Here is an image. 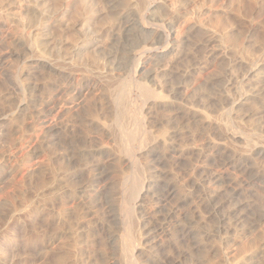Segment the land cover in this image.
<instances>
[{"label": "bare ground", "instance_id": "6f19581e", "mask_svg": "<svg viewBox=\"0 0 264 264\" xmlns=\"http://www.w3.org/2000/svg\"><path fill=\"white\" fill-rule=\"evenodd\" d=\"M75 1L84 14L82 25L87 30L79 46L67 40L64 44L61 37L65 35L60 34L74 28L66 16L72 13ZM215 1L205 5L206 14L215 20L207 22L213 26L209 29L200 16L194 17L192 24L178 23V13L172 14L176 20L171 16L158 23L154 15L168 8V0H151V6L149 0H24L23 6H18L17 0H0V49L10 48L0 56V61L4 58L0 75L19 89L10 113L1 105L0 138L5 136L9 123L21 116L14 147L18 154L10 160L15 152H2L0 176L21 174L23 194L17 217L22 229L23 264H220V256L229 258V243L220 235L228 227L233 210L229 196L253 190L258 184L261 194H257L264 209V142L248 145L244 141L238 150L237 131L228 124V117L222 121L219 118L223 116H213L204 106L182 105L173 96L176 86L168 89L163 79L174 73L184 78L198 70L201 75L211 76L214 68H209L225 58L228 42L241 47L242 52L257 47L244 74L250 88L241 100L242 105L252 106L245 115L263 113L264 35L255 38L258 33L254 37L248 31L245 35L246 29L235 33L238 26L232 23L225 2ZM249 2L257 5L258 12L264 6L260 0ZM186 12L182 15H189ZM98 17L104 19L103 26L95 23ZM256 17L251 16L249 23L254 25ZM16 18L18 23L10 25ZM104 30L105 38L98 39ZM199 30L205 39L201 46L207 49L211 64L179 71L176 66L182 60V50L192 33ZM139 36L149 42H145L139 56L133 54L131 68L123 77L113 74L118 68L112 62L115 57H111L112 75L104 76L90 73L81 61L79 64V55L75 56L77 63L73 55L65 59L61 54L71 48L69 53L73 54L77 47V52L82 49L83 56L95 59L96 55L92 56L102 53L108 44L122 37ZM21 55V65L11 66L10 58L19 59ZM165 59L169 65L166 69ZM9 97L1 91L0 102ZM87 97H92L90 108L85 107ZM171 114L180 116L187 125L201 127L199 135L196 131L197 135L187 138L188 143L178 141L181 127L178 130L177 125L170 126L175 123ZM94 133L104 138L97 136L98 141ZM244 144L251 147L246 145L245 149ZM163 159L181 165L189 162L190 167L183 177L171 175L162 180L157 166ZM114 173L118 197L113 204V196V200H107L112 189L107 178ZM102 205L104 209L98 211ZM260 214L264 219V211ZM108 222L116 223L113 231ZM98 230L99 236L95 233Z\"/></svg>", "mask_w": 264, "mask_h": 264}, {"label": "rangeland", "instance_id": "374dc122", "mask_svg": "<svg viewBox=\"0 0 264 264\" xmlns=\"http://www.w3.org/2000/svg\"><path fill=\"white\" fill-rule=\"evenodd\" d=\"M17 1L19 2L17 4L18 6H19V4L22 6L24 5V0H17ZM168 1L170 2V3L168 2L170 4L168 6V8L163 7L162 9H164V10L161 9L159 11L160 13L157 12V13H155L156 15H154V18L156 19V21H158V23L159 22L161 23L162 20L167 21L168 19H170L171 16H173L175 18L177 16V13H178L177 18H179V21L177 20L178 23L179 22H184V23L186 22L187 24H192L194 21H196L195 18L198 19L200 17H201V19L204 17L205 24H208L207 22L210 20L212 22H209V23H213L215 21L211 17H208V15L206 14L207 13V9H206L207 7L206 6H209L210 3H213V2H211V0H208L209 2L207 0H195V1L194 0H190V1L189 0H184V1L182 0L181 3L175 1V4L173 3L174 2L173 0H168ZM205 1H207V2L205 3ZM237 1H239V0H222V2H221V0L220 1L217 0V2L215 1V3L218 4V2H220V3L224 4V2H225L224 5H226V7H228V9H229L228 10L229 17L231 19L233 18L232 20H234L232 23L236 22L237 24H235V23L234 24L238 26V28H235V30H234L235 33H237L236 31H242V33H243L244 30L246 29L243 34H245V33L247 34V31H248V32H252L254 37L258 33V36H256L255 38L259 37V35H260V37H262L264 35V32H263L264 27H262V26H264L263 25L264 24V21H263L264 20V12H263L264 0H260L261 4L263 6L261 8V11H259L261 14L257 10V7H256L257 5H252V2L247 3L248 0H245V1L238 3ZM149 2H150V6L154 5V3L151 2V0H149ZM183 2L185 5L182 4ZM241 3H243L242 5H244V7L242 5H240ZM183 5L185 7L187 6L186 8H188V9H186ZM72 6H74L72 11H71L72 13L70 14V16L67 15L66 17L67 18L69 17V21L72 23L74 28H72V29L68 28L70 31L65 30L64 33L60 32V34L61 35L63 34L66 36L65 37L62 35L63 37H61V38L65 39V40L62 39L64 41V42L62 41L64 44H65V41L67 40L66 42H68V44H71L74 46V44L77 43V45L79 46V45H82L83 39L85 40V37L83 36V35H85V31H86L85 36L87 37V30H85V25L84 26L82 25V22L84 21L83 20L84 14L81 11V7L78 4V1L77 2L75 1ZM232 6H234V7H232ZM10 7H12V5ZM241 7L244 8L243 11H242ZM252 7H254V8H252ZM184 8L186 9V11H188V13L184 10ZM238 8L240 10H238ZM176 9H178V11ZM172 10H176V11L171 12ZM230 10L232 11L231 14H230ZM180 11H182V12L180 13ZM183 11L186 12L185 14H189V15H187V16L182 15ZM189 11L192 13L190 14ZM238 11L239 12L241 11L240 14L242 15V16H238L239 18L237 17V15H240L239 13H237ZM252 11L254 14L251 13ZM255 11H257L258 13H256ZM234 12H236V13H234ZM132 13L134 14V12H132ZM74 14H75V16H74ZM172 14H176V16L172 15ZM255 14H257V15H255ZM181 15H182V17H181ZM253 15L255 17L258 15L261 16L260 19H257V17L255 18V24L254 25L250 24L251 23V16H253ZM196 16H198V17H196ZM173 17H171V18H173ZM246 17L249 18L247 22H246V20H247ZM243 19L244 20L246 19V20L244 21ZM17 20H18V18L12 20V22H10L9 24L10 25H11V23L16 24V23H18ZM96 20H98V21H95V23L97 22L96 24L99 23L101 26H103L105 24V23H103L104 19H103V21H102V19L100 21V18L98 17V18H96ZM175 20H176V18H175ZM180 20H182V21H180ZM73 22H74V24H73ZM178 23H177V25H178ZM180 24H182V23H180ZM208 25L209 26L206 25L205 27L206 28L208 27L209 29L213 28V26L211 27L210 24H208ZM246 25H248L247 28H245ZM217 26L220 28L219 25H217ZM82 27L84 28V29H82L84 32L82 30H80ZM147 27H149V26H147ZM239 27H240V29H239ZM243 27H244V29H243ZM236 29H238V30H236ZM247 29H250V30H247ZM78 30H80V31H78ZM81 32L83 33L82 35L79 34ZM56 34H59V32H56ZM201 34H202L201 30L192 33V36L190 37V42H188L187 43L188 45H185V48H183L182 60H180L176 66V68L179 69V71L180 70H193L194 68L204 67V66L207 67L208 64H211L212 60L207 57V51H206L207 49L202 48V46H201L202 45L201 43H204V41H205L203 36L201 37ZM61 35H57V37H60ZM102 37L105 38V30L102 33L101 32L99 33L98 39L99 38H100V40L104 39ZM202 38L204 41H202ZM128 39H126V37H124V38L122 37L117 42H114V43L112 42L111 43L112 45L108 44V46H106L104 48L102 53H100L98 55L94 54L92 56V58H94V56L96 55L95 59H91V57L83 56V53L81 51L82 49L79 50V52H77L78 51L77 47H75L76 50H74V47H73V50H74L73 54H72V52L69 53V51L72 50V48L69 51L66 50V52L61 53V54H62V56H64L65 59H69L68 54H69V56L71 54L74 56V57L72 56L74 60L76 58L75 56L79 55V56H77L79 64L81 61L87 65V67L90 70V73H94V74L95 73H101L104 76L105 75H107V76L112 75L113 72L111 71V68L113 66H111V65H112V62H114L117 64L118 68H117V70L114 71L113 74L115 75V77H119V76L123 77L127 74L128 70L131 68V65H132L131 59H132L133 54L135 56H139L141 54V52L144 51L142 48H143L145 42L146 43L149 42V40H146L141 36L134 37V38H128ZM199 43H200V45H199ZM213 44H215V42ZM227 44L228 45L226 46V48H224V51H225L224 57L225 58L219 59L217 62H215L213 64V66L211 64L209 69H211L212 67L214 68L213 69L214 71H213L211 76L207 77L204 74L201 75L200 70H198V73L195 72L193 75H191V76L189 75V76L184 77V78H182V77L180 78L179 74L177 75V73H174V75L168 76V77L167 76L163 77V79L168 83L167 84L168 89H169L170 85L176 86V89L178 88L177 90L176 89L174 90L173 96L175 95L174 97L177 99V101L182 103V105L190 106L191 104L192 105L194 104L195 106H198V105L199 106L201 105L202 107L204 106V107H206V109L208 108L207 110L212 115L214 114L213 116H217V117H219V116L224 117V115L226 114V116L224 118L221 117L219 119H221L222 121H223V119H225L224 121L229 119L228 120L229 122L228 121L227 122H228V124H231L234 131L238 132V134L236 132V136L238 135L236 138L239 139V141H240L238 143L237 142L235 143V147L238 150H241L240 146L242 147V144L244 141H246L248 145H253V144L259 145L262 142H264V111H263V113L261 111V112L255 113L254 115L252 114L250 116L245 115L246 112L250 111V108H252V106L250 105V107H249L248 106L249 104L248 105H242V102H243L242 100L244 99L246 93L248 92V90L250 88L249 84H247L246 80L244 79V76H245L244 74H245V71H247L251 66V63L249 65V62H251L252 57H253V59L255 58L257 47H255V48H253L254 46L248 47V50L244 51L245 52V54H244V52H242V50H241V47L238 46L236 48V45L234 47V44L231 45L232 43L229 44V42ZM213 46L214 45H210L209 47H213ZM214 49H217V47L214 46ZM159 50H161V48L158 49L157 51H159ZM238 50H239V52H238ZM9 51H10V48H7V47L0 49V56L7 54V52H9ZM249 54L252 56H250ZM4 57H6V56H4ZM80 57L82 59H80ZM111 57H115V59L113 60ZM77 58L75 60L76 62H77ZM88 58H90V59H88ZM3 59L4 58H2V60L0 61L1 67L3 66V63H2ZM10 59H11L12 63L10 62L11 64L10 63L9 64L11 66H16V65L20 66L21 63L23 62L22 55L19 57V59L15 58V57H12ZM14 59H15V61H14ZM111 59H112V62H111ZM167 60L168 59H165L163 62L164 63V66H163L164 69L169 68ZM8 67L9 66H7V68ZM84 72H86V71H84ZM156 79L158 81V80H160V77H156ZM0 90L3 92L6 91L8 97L10 96L6 102H0V108H2V106H4L3 108H4L5 112L10 113L17 103V98H15V95L17 97H19V95H18L19 89H17L16 86L9 84L8 81L4 79V76H1L0 77ZM1 91H0V93H1ZM262 96L264 97V95H262ZM207 97H208V99H207ZM91 99H92V97H89V98L87 97V99H85V107L90 108L91 105H89V104H91V102H92ZM262 99L264 101V98H262ZM262 99L261 100L258 99L257 101L260 103L262 101ZM88 101H90V102H88ZM206 103H207V105H206ZM86 105H88V106H86ZM254 106H255V104H254ZM254 106H253V108H254ZM233 107H234V109H233ZM155 116L158 117V114ZM172 116L175 117L174 114ZM20 117L21 116H18L16 120L14 119L12 121V123L11 122L9 123L7 130H6V133H5V136L3 138H0V155L2 154V152H4V154H11V153L13 154L15 152L13 154L12 158H9L10 160H12L13 157H16L18 154L14 147L17 143V137H19V135H20L19 134L20 133V131H19L20 130V124H21V118ZM176 117L173 121L175 123H171L170 126L171 125L173 126V124H174V125L178 126V130L180 127L183 129L182 130L180 128V130H179L180 132H179V134H177L178 136L176 135L177 138L175 137L177 140L179 137L178 141L183 140L185 142L187 140L186 143H188V139L190 136H193V135L195 136V135H197V133L199 135V132H201L200 131L201 127L198 126L200 128L199 129L196 125H190V124L187 125L186 122H184L183 120H182L183 122L181 121L180 116H176ZM176 119L178 121H176ZM17 125H19V127ZM16 129H18V130H16ZM191 131H192V133H191ZM196 131H198V132L196 133ZM180 133H181V135H180ZM191 134H193V135H191ZM94 135H96V137L98 136L99 138L100 137L104 138L102 136L97 135L96 133H94ZM99 138L97 139L98 141H99ZM103 140H106V139H103ZM109 142L111 143V141H109ZM247 144H244V147H246ZM249 147H251V146H248V148ZM248 148L246 147L245 149H248ZM107 165L108 164L106 163L105 166H107ZM101 166H100V169H101ZM170 167H172V168H170ZM189 167H190L189 162L184 164V165H181V164L174 163L172 161V159L160 160V163L157 166V168H159V170L162 171L161 172L162 173V176H161L162 180H163V178L167 179L171 175H174L176 178H180V176L183 174L182 175V177H183L184 175H186L185 173H187ZM167 170H168V172H167ZM163 173H170V174L164 175ZM234 173L237 174L238 172L235 171ZM111 175L112 174H109L110 177L108 176V178H107V181L108 182L110 181L109 185H111L110 187L112 188L111 189L109 187L107 189V191H109L111 189V191L108 192L110 195L107 194V197L108 198L111 197V198L107 199V200L111 201L112 196H113L115 200L112 199L114 201V202L113 201L112 202L114 204V203H116L117 197H118V194H117L118 193V187L116 186L117 183H115V181H117V177H116L117 174L114 173L112 175L113 177ZM109 178L110 179L112 178V179L109 180ZM19 179H21V174H16L14 176H11V178L8 175L0 176V264H23V261H24L23 260L24 259L23 258L24 257L23 243H22L21 235H20V234H22V232H21L22 229H21V225H20L21 224L20 220L17 217V210H19V208L21 207L20 202H21V197L23 194L22 184H20L21 181ZM112 181L115 184L114 183L111 184ZM255 186L256 187H254L253 190L243 191L245 193H243L242 191H240L241 193H239V191H237L234 194L231 193L232 195L229 196V199L232 202V203H230V207L233 210H231V213H230L231 218H230V222H229L228 227L223 229L224 231H221L220 235H222L223 237H226V239H227L226 243L227 244L229 243L227 245V248H228V250L230 249L229 250L230 256L227 260H224L223 257H222L223 258L222 259L220 256L218 258V260L219 261L222 260L224 262L223 263L220 261L219 262L220 264L221 263L222 264H226V263L227 264H237V263L241 264V263H243V261H246L249 263L250 260L252 261V263L250 261L251 264H264V219H261L259 216V215H261L260 214L261 211H264V209H262L261 204H260L261 200L259 199L260 198L259 194H261V193H259V191H258L259 186H258V184H256ZM237 187H239V186L237 185ZM113 193H114V195H113ZM257 193H259V194H257ZM237 202H239V204H241V205H238ZM248 205H250L251 207ZM100 207L101 206L97 207L98 211H100V209H102V210L104 209L103 205H102V208H100ZM233 207L235 208V210ZM102 210H101V212H102ZM109 223L112 225H110ZM108 224H109V226H113L112 229H111V227H108V228H110L111 231H113V229L116 226V223L108 222ZM97 232H99L97 234L99 236L101 234V232L98 230L95 233H97ZM256 250H258V251L256 252ZM21 252H22L23 256H22ZM254 253H255V255H254ZM236 258H237V260H235ZM247 259H250V260H247ZM225 261H228V262H225Z\"/></svg>", "mask_w": 264, "mask_h": 264}]
</instances>
